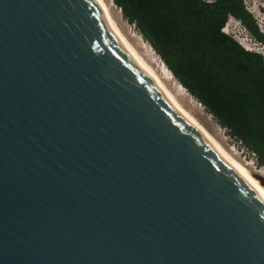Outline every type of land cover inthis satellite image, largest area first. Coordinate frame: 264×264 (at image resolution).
Here are the masks:
<instances>
[{"label": "water", "instance_id": "water-1", "mask_svg": "<svg viewBox=\"0 0 264 264\" xmlns=\"http://www.w3.org/2000/svg\"><path fill=\"white\" fill-rule=\"evenodd\" d=\"M0 264H264V200L94 0H0Z\"/></svg>", "mask_w": 264, "mask_h": 264}, {"label": "trees", "instance_id": "trees-1", "mask_svg": "<svg viewBox=\"0 0 264 264\" xmlns=\"http://www.w3.org/2000/svg\"><path fill=\"white\" fill-rule=\"evenodd\" d=\"M179 85L264 168V58L223 33L229 19L264 47L243 0H111Z\"/></svg>", "mask_w": 264, "mask_h": 264}, {"label": "rangeland", "instance_id": "rangeland-1", "mask_svg": "<svg viewBox=\"0 0 264 264\" xmlns=\"http://www.w3.org/2000/svg\"><path fill=\"white\" fill-rule=\"evenodd\" d=\"M243 1L248 11L254 16L259 29L264 34V0ZM105 2L110 7L111 16L114 22L117 24L130 45L151 67L156 70L158 75L165 78L164 82L171 89V91L174 92L183 107L190 112V114L235 160L247 165L248 168L255 173H264V168H258L255 156L247 150L239 140L232 137L227 130L222 128L211 115L207 114L203 107L179 85L172 74L167 70L160 57L140 36L136 28L125 20L119 8L116 7L111 0H105ZM227 25L229 35L236 42L248 51L260 53L264 58V47L254 42L238 23L235 24L233 21L228 22Z\"/></svg>", "mask_w": 264, "mask_h": 264}, {"label": "bare ground", "instance_id": "bare-ground-1", "mask_svg": "<svg viewBox=\"0 0 264 264\" xmlns=\"http://www.w3.org/2000/svg\"><path fill=\"white\" fill-rule=\"evenodd\" d=\"M98 8L102 12L105 21L115 35L121 46L132 58V60L159 86L164 97L170 104V106L182 116V118L194 128V130L212 147V149L229 164L238 175L248 183L264 200V187L261 186L259 181L254 178V175H259L264 178V173H255L251 171L247 165L235 160L229 153H227L223 147L217 142V140L188 112L183 105L178 101L176 95L164 82L165 78L158 75L156 70L151 67L130 45L128 40L125 38L117 24L114 22L109 5L105 0H94ZM233 22V21H230ZM242 43V42H241ZM244 43V42H243Z\"/></svg>", "mask_w": 264, "mask_h": 264}, {"label": "built area", "instance_id": "built-area-1", "mask_svg": "<svg viewBox=\"0 0 264 264\" xmlns=\"http://www.w3.org/2000/svg\"><path fill=\"white\" fill-rule=\"evenodd\" d=\"M203 1H205V2H207V3H211V2H214V0H203ZM231 19V18H230ZM233 20V19H232ZM234 21V20H233ZM234 23L235 24H237V22L236 21H234ZM228 27V26H227ZM227 27H225L224 28V32L226 33V34H229V30H227ZM244 29V28H243ZM245 30V29H244ZM246 31V30H245Z\"/></svg>", "mask_w": 264, "mask_h": 264}, {"label": "clouds", "instance_id": "clouds-1", "mask_svg": "<svg viewBox=\"0 0 264 264\" xmlns=\"http://www.w3.org/2000/svg\"><path fill=\"white\" fill-rule=\"evenodd\" d=\"M230 21L232 20V18L231 19H229ZM230 21H228V22H230ZM235 21V20H234ZM228 24V23H227ZM226 24V26L225 27H227L228 25ZM223 33L224 34H226L225 32H224V29H223ZM226 35H228V36H230L229 34H226ZM244 48V47H243ZM245 49V48H244ZM246 50V49H245ZM248 51V50H247Z\"/></svg>", "mask_w": 264, "mask_h": 264}]
</instances>
